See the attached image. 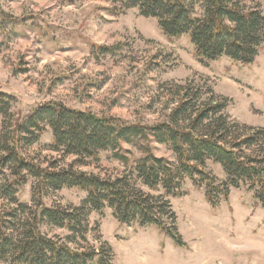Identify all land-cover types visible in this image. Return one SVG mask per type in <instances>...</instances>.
I'll return each instance as SVG.
<instances>
[{
  "label": "trees",
  "instance_id": "trees-1",
  "mask_svg": "<svg viewBox=\"0 0 264 264\" xmlns=\"http://www.w3.org/2000/svg\"><path fill=\"white\" fill-rule=\"evenodd\" d=\"M5 0H0L3 2ZM124 9H137L155 19L168 38L188 36L195 56L204 64L228 58L250 66L264 45V15L247 0H119ZM200 9V12H198ZM27 20L2 11L0 35H17ZM116 48L96 54L114 55ZM164 119L153 125L130 124L49 102L25 117L16 115L17 100L0 91V261L7 264H113L115 254L103 243L84 248L90 233L89 217L107 208L122 225L151 227L183 248L177 216L169 198L183 197L187 180L204 189L207 202L217 207L230 189L247 187L264 209V129L231 120L229 100L193 82H168L162 87ZM50 132L52 149L75 158L67 168L42 167L25 154ZM165 146L176 162L155 153ZM131 145L140 157L122 154ZM110 153L126 171L101 177L77 169L99 162ZM221 167L226 180L219 185L207 172L209 163ZM33 179V203L19 190ZM144 188L150 190L148 193ZM64 189L86 193L80 206L48 207L45 199ZM48 230L65 231V239Z\"/></svg>",
  "mask_w": 264,
  "mask_h": 264
},
{
  "label": "rangeland",
  "instance_id": "rangeland-1",
  "mask_svg": "<svg viewBox=\"0 0 264 264\" xmlns=\"http://www.w3.org/2000/svg\"><path fill=\"white\" fill-rule=\"evenodd\" d=\"M247 5L264 15V0H247ZM0 6L6 14L27 20L16 36L0 35V91L17 100L13 111L20 117L55 101L97 116L153 125L165 116L161 87L193 82L228 99L234 122L264 129V45L250 66L228 58L204 64L188 36L168 38L157 20L124 9L119 0H5ZM103 47H118V52L95 53ZM121 152L130 159L141 155L131 145H123ZM155 153L176 162L165 146L155 144ZM25 154L45 168H67L75 162L53 151L50 132ZM77 169L103 178L126 171L104 152L99 162ZM207 172L219 185L226 180L221 167L211 162ZM33 184L31 179L19 190L20 199L30 205ZM86 196L64 189L44 202L48 207L80 206ZM168 200L185 247L155 228L120 224L109 208L91 214L88 243L82 247L99 249L107 243L115 254L113 264H264V209L247 187L231 188L228 199L213 207L204 189L187 180L183 197ZM43 230L63 239L68 235Z\"/></svg>",
  "mask_w": 264,
  "mask_h": 264
}]
</instances>
